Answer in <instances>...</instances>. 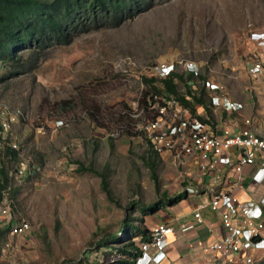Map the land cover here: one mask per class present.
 I'll list each match as a JSON object with an SVG mask.
<instances>
[{
	"label": "rangeland",
	"instance_id": "rangeland-1",
	"mask_svg": "<svg viewBox=\"0 0 264 264\" xmlns=\"http://www.w3.org/2000/svg\"><path fill=\"white\" fill-rule=\"evenodd\" d=\"M252 31L264 34V0H153L118 25L105 22L69 43H53L33 59L35 67L16 70L2 63L0 106L23 113L13 131L21 133L23 152L41 170L26 180L9 179L15 214L30 231L3 235L0 264L119 261L124 258L119 248L132 240L128 225L150 231L173 213L175 205L166 204L155 214L142 209L179 195L184 186L168 154H156L133 135L138 119L126 113H141L149 89L142 81L144 68L195 62L204 79L194 81L207 105L197 110L221 122L251 118L264 132V77L253 78L247 70L251 61L264 57V43L255 44ZM176 72L184 79L189 75L180 64ZM207 81L225 87L244 107L227 113L211 106ZM186 90L179 82L178 91ZM91 113L100 115L106 127ZM59 119L64 123L54 129ZM40 124L43 132L35 133ZM15 165L14 158L3 162L6 172ZM101 172L111 197L102 187ZM199 198L189 194L176 204L184 220L194 222L191 208ZM202 214L220 219L213 210ZM109 237L107 245L97 246ZM169 249V264H174L177 243L172 241ZM254 257V264H264V250Z\"/></svg>",
	"mask_w": 264,
	"mask_h": 264
},
{
	"label": "built area",
	"instance_id": "built-area-1",
	"mask_svg": "<svg viewBox=\"0 0 264 264\" xmlns=\"http://www.w3.org/2000/svg\"><path fill=\"white\" fill-rule=\"evenodd\" d=\"M250 38L255 44L264 43L263 32L252 31ZM178 64L188 74L200 75L192 61L156 62L144 68V74L167 77L177 71ZM247 70L253 78L264 77L263 55L251 61ZM207 86L212 91L210 104L214 108L235 113L244 107L227 95L225 87L208 81ZM192 88L197 90L196 84ZM139 112L129 113L138 119L135 128L138 136L145 139L156 154H168L183 178V191L187 195L203 196L193 213L195 223L178 221L179 229L187 232L207 223L202 215L205 208L212 209L220 217L217 238L199 246L202 261L198 264H254L256 252L264 250V132H259L251 118L228 123L211 119L204 111L194 112L166 91L153 99L149 97ZM23 119L20 110L0 106V167L6 158H14L16 165L7 173L15 181L29 179L41 170V166L23 152L21 133L16 132L18 129L13 131ZM63 123L64 120H57L54 129ZM44 126L36 125L34 132L42 133ZM259 187L263 190L259 191ZM239 192H247L249 197L240 199ZM2 193L0 228L9 236H26L30 225L15 214L10 181ZM208 225L214 227L210 222ZM175 230L172 222L163 221L151 228L147 239L135 237L138 238L137 250L131 257L132 263L165 262L169 237ZM5 247L10 245L5 244Z\"/></svg>",
	"mask_w": 264,
	"mask_h": 264
},
{
	"label": "trees",
	"instance_id": "trees-1",
	"mask_svg": "<svg viewBox=\"0 0 264 264\" xmlns=\"http://www.w3.org/2000/svg\"><path fill=\"white\" fill-rule=\"evenodd\" d=\"M151 1L153 0H0V65L9 63V66L16 70L35 67L33 59L36 60L38 54L52 46L53 43H69L76 34L89 31L105 22L118 25L122 20L132 18ZM198 77L204 79L201 74ZM194 78L192 73H189L186 79L177 72L167 77L144 74L142 81L149 89L142 103L145 104L149 97L153 99L157 94L166 91L177 97L184 105L191 107L194 112L198 106L207 109L201 91L192 88L196 82ZM179 82L185 84L186 93L182 94L178 91ZM198 92L200 95H197ZM126 114L129 119V113ZM91 116L95 122L106 127L105 123L100 121V115L91 113ZM123 116L127 119L124 114ZM133 135L138 136V133ZM12 154L16 156V153ZM78 165L79 169H83L79 162ZM100 176L103 189L111 197L106 173L101 172ZM9 179L5 168L0 167V201L3 196L2 190L9 184ZM186 198V192H184L142 209L150 210L148 214H155L166 204L173 206ZM128 226L133 229V236L130 242L119 248L124 258L109 263L103 261L99 264H133L131 257L137 250L133 239L137 236L147 239L149 230L133 225ZM4 234L6 231L0 228V241ZM109 240L112 238L109 237L97 246L107 245Z\"/></svg>",
	"mask_w": 264,
	"mask_h": 264
},
{
	"label": "crops",
	"instance_id": "crops-1",
	"mask_svg": "<svg viewBox=\"0 0 264 264\" xmlns=\"http://www.w3.org/2000/svg\"><path fill=\"white\" fill-rule=\"evenodd\" d=\"M206 108H207V105H206ZM181 193H184V191H181ZM240 193L245 194L247 196V198L249 197V194L247 192L246 193L245 192H239L238 195H239L240 199H247V198H242L240 196ZM186 196L188 197L187 193H186ZM182 201H184V200H182ZM181 202H179L178 204H180ZM198 202L199 201H197L193 205V207L191 208L193 213L196 210V205L198 204ZM176 207H177V205L172 207V209L174 211L171 215H169L166 218V220H161V222H163V221H167L170 223L172 222L176 228L175 233L169 237V241H170L169 247H170V244L172 241L173 242L175 241L177 243L178 253L176 254V256H177L178 260H175L173 262H174V264H183V263L198 264L199 262L202 261V255L199 251V246L205 241H211V240H214L215 238H217L218 233L220 232V229H221L220 219L218 221L214 222L211 219L207 220L203 216L205 218V220L207 221V223L197 225L193 229H191L187 232H182L179 229L178 221L179 222H188V223H192V222H190L189 220H184L183 219L184 216L181 214V211L176 210ZM204 210H207L209 212L212 211V209H210V208H205ZM216 215H218V214L216 213ZM193 219H194L193 223H195V217ZM209 222L212 223L214 227H210L208 225ZM156 224L157 223H155L154 225H156ZM193 230H196V231L191 232ZM169 247H168V259L165 262H163L162 264H164V263L169 264L171 262Z\"/></svg>",
	"mask_w": 264,
	"mask_h": 264
}]
</instances>
